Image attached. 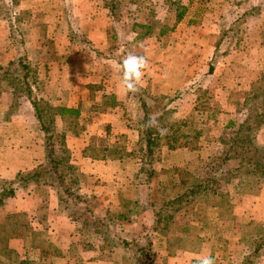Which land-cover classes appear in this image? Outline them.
Here are the masks:
<instances>
[{
	"label": "crops",
	"instance_id": "0c3cea01",
	"mask_svg": "<svg viewBox=\"0 0 264 264\" xmlns=\"http://www.w3.org/2000/svg\"><path fill=\"white\" fill-rule=\"evenodd\" d=\"M148 1L144 15H140L139 12L134 13L137 8L133 7L140 2L130 0L133 5L128 10L132 14L119 21L121 24H130L131 31H124L120 26V30L110 32L119 21L116 22L110 15L108 0H20L18 10L31 13L22 23L26 34L24 46L14 45L10 37L9 21L0 17V74L13 60L27 54L30 63L39 64L40 86L45 89L42 90L45 99L57 107L78 109L79 113L75 116L56 115V128L66 136L72 163L78 165L85 174L80 191L85 189L88 198H94L104 205L112 202L122 207L121 198L140 200L135 195L122 197V193L126 194L128 187L137 189L145 183L140 172L141 162L134 153L139 140L135 125L142 114L141 105L134 95L122 87L120 61L112 63L104 59L106 54H110L111 41L113 48L118 39H128L132 51L146 58L144 77L151 93L172 95L185 92L186 96L181 100L179 109L172 115V123L193 115L200 125L196 127L204 132L196 148L185 145L175 149L166 145L158 148L160 158L154 164L158 174L157 183L160 181L166 185L165 178H169L172 184L177 183L181 171L193 174L204 171L210 160L211 149L221 144L220 137H229L233 133L235 126H230V123H238L241 117L239 108H243L252 97L256 87H264V0H179L182 5L181 8L177 6L178 11L184 10L179 21L177 7L168 9V19L164 20L166 16L161 15L164 14L163 6L170 4V0ZM232 13L239 15L233 16ZM154 15L160 18L157 24L164 22V25L175 28L167 32L162 31L167 27L160 31L156 29L155 33L138 40L140 32L138 28L133 30L134 23H150ZM236 24H240L238 30L232 27ZM73 29L80 30V37L72 34ZM76 41L81 43L77 44ZM50 49L54 50V54L50 52L54 56L51 61L45 58L34 59L38 54L45 57ZM114 50L117 52V48ZM126 50L131 53L129 48ZM118 51L121 52L120 49ZM124 51L122 53L129 55ZM211 65L213 70H210ZM2 86L3 81H0V138L12 139L11 143H15V147L6 148L1 145L4 154L1 155L3 161L0 162V178L14 179L18 172L29 171L43 163L46 160V149L38 136L39 127L36 128L39 131L32 133L35 127L31 129L30 120L21 115L22 112L11 115V121L9 116L6 117L15 97L9 86H4V89ZM197 86H200V90L195 88ZM201 86L210 91L207 96L209 109L202 111L196 110L200 103L198 98L203 92ZM21 101H25L24 97L18 98L19 106ZM258 143L264 144V125L258 133ZM117 146L125 148L123 156L91 155L92 151L103 152ZM26 150L33 151L29 161L30 155L26 154ZM33 161L39 163L34 165ZM175 170L177 172L174 174ZM144 185L149 189L148 184ZM161 186L158 184L159 193L163 191ZM52 190L57 192L55 188ZM40 191L35 185L30 186L27 199L25 195L14 200L16 206L12 212L28 213L32 221H42L39 215L42 203ZM47 191L46 199L51 197ZM174 191V195L167 196V199L179 195L183 190L177 185ZM259 197V201L264 200V195ZM57 198L55 194L52 195L54 203ZM32 200L35 205L31 207ZM56 208L57 204L53 205L54 214L51 212L50 216L55 215V212L57 214ZM232 210L233 216L237 217L235 219L245 217L236 208ZM63 214L56 221L65 217ZM196 215L192 216L193 221H187L188 226L195 225ZM50 216H47L46 226L51 236H54L52 231L58 232L59 223L52 222ZM198 223L205 225L202 221ZM32 224L37 225L34 222ZM78 224L77 221L73 222V226ZM213 224L220 226L217 222ZM214 225L205 226L213 230ZM184 233L178 232L177 237L184 236ZM213 233L205 236L201 232L198 239L204 240L203 244L198 247L192 244V247L198 249L178 248L172 254L166 251L168 240H162L156 262L198 264L202 256H211L215 264L226 263L217 252L218 239ZM68 237L73 239L76 234L70 230ZM54 242L57 244V239ZM27 251L31 253L33 246H29ZM231 255L234 256L232 252ZM231 258V264L240 261L236 256ZM260 261L264 264V256ZM95 264L105 263L99 260Z\"/></svg>",
	"mask_w": 264,
	"mask_h": 264
},
{
	"label": "trees",
	"instance_id": "16d2710c",
	"mask_svg": "<svg viewBox=\"0 0 264 264\" xmlns=\"http://www.w3.org/2000/svg\"><path fill=\"white\" fill-rule=\"evenodd\" d=\"M138 2H141V0H138ZM19 4L20 0H9L7 3L6 0H0V17L9 21L11 30L10 37L14 45L24 46L25 32L22 23L31 16V13L18 10L17 6H19ZM109 10L114 20L116 22L119 21V14L121 11L119 3L112 0V3L109 4ZM183 14L184 10L177 12V21L182 18ZM130 15L131 13L128 14V17ZM153 19L154 21L150 20V23H134L133 30H137V28L142 29V32L137 35L138 40L155 33L156 27L154 24L157 23L158 19L155 18V15ZM174 28L175 26L170 29ZM167 30L163 29L162 31L167 32ZM72 34L78 37V29H73ZM122 52L115 58L120 61L119 64H121L123 58H125V54ZM38 68L39 64L33 65L29 62L27 54H23L19 58L13 60L0 74V81H3V89L4 86H9L16 101L18 98L24 97V99L29 102L32 115L35 119L34 123L37 124L39 129L44 133L43 145L46 149V160L37 168L29 171H20L14 179L0 178V205L14 197L19 188H27L28 185L33 184L40 190L41 186L43 187L48 184L57 189L62 206L71 209L72 206L70 203L66 202L67 198L65 195L68 193V196L77 204L85 201L83 198L86 197H82L79 192L81 184L85 179V174L78 165L72 163L71 152L67 146L66 136L63 133L58 134L55 117L56 115L65 114L75 116L78 115L79 111L78 109L68 107H53L50 102L45 99L39 89L41 78ZM210 70H213L212 65ZM138 88L139 91L130 93L140 102V108L143 113L135 125L139 132V140L135 149L136 152L134 153L141 162L140 172L143 175L144 182L153 190L152 184L154 179L158 177L154 168L155 162L160 158L157 154L158 148L162 145H166L170 149H175L182 145L196 148L204 132L203 129H198L196 127V120L193 115H190L184 120L175 121V123H172V121L166 123L165 121L166 117H170L177 110L182 102L181 100L186 96L185 92H177L175 95H152L149 86L139 84ZM198 100L200 103L197 105L196 110L202 111L209 109V98L204 92H202ZM262 105H264V87H256L252 97L245 102L243 108H239L240 112L241 110L245 112L243 118L239 119L238 123L235 125L230 123V126H235L233 133L229 137H220L219 140L224 144V148L218 156L211 158L206 164L205 177L200 179L196 174L185 170L180 172L181 174L179 175L178 182L170 184V188L168 185L158 181V184L162 185L163 191L161 193L158 192L157 197L151 196L148 203H143L142 207L139 206L140 204H138L139 202L136 200L126 199L127 201H125L124 198H121L122 207L127 211H122L118 215L108 218L107 221L96 219L97 221L94 223L96 228L94 231L100 234L104 233L106 241L113 245L128 247L130 242L119 237L117 233L111 229L110 225L113 221H117V219L130 220V218L137 215V213H135L137 210L140 208L144 210L147 205H151L153 209L152 221L154 220L152 222L154 226L153 230L160 231L163 229L162 225L166 228L170 223H175L174 217L179 207L183 208L190 202L196 203L210 197L218 187L220 188L225 185L233 184L239 193L244 194L247 189L253 188L256 184H259V181H264V144L258 143V133L264 125ZM12 107L14 106L12 105ZM53 110H55V112ZM13 113L14 112L11 110L8 112V116L16 115ZM151 118H155L158 121L157 127L168 128L166 135L161 136L157 131V127L147 126ZM124 152H126V150L123 146H117L112 150H103V152L92 151L91 155L96 157L98 155L114 157L123 156L125 154ZM176 172L175 170L174 173ZM177 185H179L183 191L179 195L167 199L165 196L172 193V191L177 188ZM246 187L248 188L246 189ZM75 189H77L76 193ZM150 192L153 193L155 191ZM161 194L163 195L162 199H160V197H162ZM216 194L223 197L228 195L225 190L221 191V193L217 191ZM151 198H155L156 201ZM74 214L76 213L71 214L72 218L78 220L79 218L75 217ZM185 214L188 215V212H185ZM18 216L27 217L25 213L10 214L7 216L8 223L1 226L0 245L3 247L0 249V253H4L9 257L11 261L10 264H39L27 260V258L17 263L15 259L11 257V253L15 252V250L11 249L9 246V239L5 238L3 235L1 236V234L7 232V227L11 225V222H14V219ZM169 219H171V221H169ZM83 226H86L85 222ZM186 226L188 228L190 227L188 225ZM23 230L29 237L28 221L23 222ZM184 231L185 230H183V232ZM185 236H187V231L184 233V237ZM260 236L259 241L252 240L251 243L249 242L252 247H254L253 253L250 256L259 257L262 254L261 249L264 246V231ZM144 238L143 241H140L135 237L133 242L137 245V252L143 254V257L149 258V264H153V260L151 259L153 250L152 235L147 234ZM7 257L5 260H7ZM15 257L17 258V256ZM250 258L251 257H246L243 264H252ZM0 264H3L2 258H0Z\"/></svg>",
	"mask_w": 264,
	"mask_h": 264
},
{
	"label": "rangeland",
	"instance_id": "374dc122",
	"mask_svg": "<svg viewBox=\"0 0 264 264\" xmlns=\"http://www.w3.org/2000/svg\"><path fill=\"white\" fill-rule=\"evenodd\" d=\"M117 3H119V6L121 8L119 17L120 19H123L126 17L129 13H131L128 8L133 5L130 4V0H115ZM9 2V0H6V3ZM170 4H166L163 6V12L161 15L165 17L164 20L168 19L167 11L168 9L174 7H180L182 4H179V0H170ZM108 3L111 4L112 0H108ZM108 4V5H109ZM172 4V5H171ZM149 1L148 0H141L140 3H136L133 7L137 8L134 13L140 15H144V7H148ZM180 5V6H179ZM177 7V11L179 8ZM152 9H155L153 7ZM64 10V8H63ZM141 10V12H140ZM132 14V13H131ZM233 14V13H232ZM139 15V16H140ZM239 15V13H234L233 16ZM151 18V16H150ZM160 19V18H159ZM158 19V21H159ZM152 21H154L153 17L151 18ZM173 25V24H172ZM238 25L236 24L234 27L235 29L238 30ZM120 26L123 27L124 31H131V26L128 23H123L119 21L118 23L115 24V26H112V31H118L120 30ZM154 26L156 27L157 31L162 30V28L167 27L166 30L170 29L172 26L171 25H164L159 23H155ZM114 27V28H113ZM170 27V28H169ZM241 27V26H240ZM239 27V31H240ZM233 28V29H234ZM234 31V34H236ZM122 30V29H121ZM123 30L121 31V34L123 35ZM138 31L141 32L142 29L138 28ZM80 30H78V35L80 36ZM125 34V32H124ZM26 35V34H25ZM128 39L124 40H117L116 41V46L112 48L113 41H111V46H110V54H106L104 59H109L110 61L114 63L116 59L114 57H118L119 53H121L123 50H125V53H128L126 49L129 48L131 50L130 54L138 55L132 51V48L128 46ZM76 43H81L80 41H76ZM114 48H117V52L114 50ZM48 49V48H47ZM52 49V48H51ZM48 50L47 53H45V57L38 54L34 59L39 60V59H47L51 61L54 59V50ZM118 49L121 50V52L118 51ZM114 50V51H113ZM53 51V54L50 53ZM129 54V53H128ZM123 56V54H122ZM127 55L125 54L124 57ZM105 76V75H104ZM144 76L146 77V73H144ZM142 77L141 85H146L145 77ZM148 80V79H147ZM193 87V85H190ZM196 89L199 88L200 86L195 87ZM202 88V86H201ZM39 89L41 90L40 93L43 95V91L45 89H42L41 86H39ZM203 92L209 96L210 91L208 89L202 88ZM176 93L172 94L175 95ZM152 95H158L156 93L152 92ZM21 106H19L18 102L15 100L14 101V107L10 109L12 110L15 114H20L21 112L25 117H27L30 120V126L32 129V133L37 132L36 128H38V125L34 123L35 119L32 115L31 112V106L29 105V102L27 100L21 101ZM53 107L54 104H52ZM179 107L177 108V110ZM9 111V112H10ZM55 112V110H53ZM13 113V114H14ZM143 114V113H142ZM140 114V116L142 115ZM245 115V112H239V117L240 119L243 118ZM8 117V114L6 115ZM9 119V118H8ZM173 116L171 115L170 117H166V123L173 122ZM169 120V121H168ZM11 121V117H10ZM162 122V120H161ZM196 126H200L198 121L196 120ZM59 129V128H58ZM57 129V130H58ZM62 132H58L60 134ZM40 135L41 137V142L44 143V133L40 130L38 136ZM39 137V138H40ZM100 138V137H99ZM98 138V140H99ZM12 139L10 138H0V162L3 161L1 158V155L4 154V151L1 150V145H4L6 148L8 147H15V143L12 144ZM40 142V143H41ZM42 143V144H43ZM56 143H57V138H56ZM3 147V148H5ZM33 147V146H30ZM224 148V144H216V146L211 149V156L209 159L218 156L221 153V150ZM26 154L30 155L28 161L31 159V156L33 154V151L26 150ZM30 153V154H29ZM11 154V153H10ZM25 155V154H23ZM20 156V155H19ZM34 156V155H33ZM22 157V154H21ZM201 161H204L202 159ZM39 162L33 161L34 165H37ZM44 163V162H43ZM42 163L38 164L36 167L37 168L39 165ZM32 168V169H34ZM31 169V170H32ZM173 174V173H172ZM175 174V173H174ZM171 175V174H170ZM197 177L200 179L206 176V168L204 171L200 170L199 173H196ZM167 181L168 187L170 188V184L172 182L170 181L169 178H165ZM145 184V183H144ZM142 184L140 187H136L137 189H134V187H128L126 194L122 193V197L124 196H132L135 195L137 196L138 201L140 204L139 206L142 207L143 203H148L149 199L151 196H158V183L157 179L154 181L153 184V190L152 188H149ZM28 185L27 188H19L16 195L12 197L11 199L7 200L4 204L0 205V229L1 226L4 224H7V216L13 213H19V212H12L15 211L13 208L16 206L14 204V200L20 197H23L26 195H29L30 192V186ZM217 186V185H216ZM55 187L52 185H46V186H41L40 191L42 195V203L40 204L39 208V215L42 221H32V218L29 217L27 214V217L25 216H18L14 220V222H11V225H9L7 228V232L1 234L5 238L9 239V246L11 249H14L15 252L11 253L12 259H15L17 263L21 262L22 259H26L29 261H34L36 263H41V264H95L98 263L99 260L104 262L105 264H149V258L143 257V254L137 252V245L135 242H133V239L138 238V240L143 241L145 239V235L150 234L152 235L153 239V250L151 253V259L153 260V264H161V262H156L157 257L160 255V243L162 240L166 241L168 240V248L166 251H168L169 254L175 253L178 248H183V249H194L198 247L200 244L202 245L204 240H199L198 236H200L201 232L204 233V235H209L213 233L215 230L214 235L217 237V241L219 244V253L220 256H222L223 260L226 261L224 264H231L232 258L236 256L240 261L238 264H243L244 260L246 257H251L250 259L252 260V264H258L259 262L262 264L260 259L262 256H264V246L261 249V255L259 257H254L250 256L253 253L254 247L250 244L251 241H259L260 240V234L264 231V200L259 201V196L264 195V181H259V184H256L255 187L249 188L246 187V191L244 194H241L238 192L237 188L233 184L225 185L223 187H218L215 192L211 194L210 197H207L203 200H200L199 202L193 203L190 202L183 208L179 207L176 216L174 217L175 223H170L168 227L164 228L162 225L163 229L158 231V230H153V221H152V216H153V209L151 205H147L144 210H137V215L134 216L133 218H130V220H118L113 221V223L110 225L111 229H113L117 235L124 240L130 242L128 247H122L119 245H113L109 242L106 241L105 239V234L104 233H97L94 231L95 227V221L96 219H103L105 221L108 220V218L113 217L114 215H118L122 211H127L124 210L123 207L119 205L112 204V202H106L105 205L104 203H100L96 201L94 198H88L87 197V192H85V189L82 191H79L82 195V197L85 199L84 202L82 203H75L72 198L68 196V193H66L65 197L67 198L68 203L72 206L71 209L64 208L61 204V201L58 200L59 198L56 199V203L52 201V195L55 194V196L58 197V192H53L52 189ZM162 188V187H161ZM168 188V189H169ZM167 189V191H168ZM182 189V188H181ZM48 190V191H47ZM55 190H57L55 188ZM157 190V192H156ZM227 191L228 195L223 197L219 194H216V192L220 191ZM46 191L49 192L48 196L50 195L51 197L46 199ZM77 189H75L76 193ZM126 191V190H125ZM150 191H155L151 193ZM166 191V193H167ZM174 190L172 193L168 194L167 196H172L174 195ZM156 193V194H155ZM86 195V196H85ZM148 195V198H142V196ZM162 195V194H161ZM47 196V197H48ZM166 196V198H167ZM127 198H124L125 201ZM152 199V198H151ZM160 199H162L160 197ZM153 200L156 201L154 198ZM258 201V202H257ZM158 202V201H157ZM263 202V203H262ZM35 205V202L32 200L30 202V205ZM57 204V214L55 212V215H52L51 212H53V205L56 206ZM109 205V207H107ZM178 206V205H177ZM121 207V208H120ZM232 208H236L238 210V213L242 216L245 217H238V220L235 219L237 218L236 216H233V210ZM185 212L190 213V215H186ZM216 212L217 215H214ZM22 213V212H20ZM65 215V217L61 218L60 221L58 218L59 216ZM74 214L75 217H78L79 219L76 220L72 218L71 214ZM196 215V220H195V225L191 226L188 228L187 221L189 219H192V216L194 214ZM214 213V214H213ZM54 214V212H53ZM50 216V219L52 222H57L59 223L58 225V232L52 231L54 236H51L50 229L46 226L47 222V216ZM69 219V220H68ZM133 219V220H131ZM217 219L222 222V224H218L219 222ZM77 221L79 226H73V222ZM28 221V232H29V237L27 233L23 230V222ZM87 221V222H86ZM171 221V219H169ZM198 221H202L205 225H209L217 222L218 225L220 226H215L213 227L214 229H208L209 227H206L205 225L198 223ZM34 224L37 225H33ZM84 222L86 223V226H83ZM180 222V223H179ZM69 225V226H68ZM76 225V224H75ZM67 226V228H65ZM33 227H36L34 229ZM219 228V229H217ZM73 231V233L76 234V237L73 239H69V234L70 230ZM165 229V230H164ZM182 229V230H181ZM184 232L187 231V236H178V232ZM206 232V233H205ZM224 232V233H221ZM165 233V235H164ZM227 236L228 238H225ZM203 237V236H202ZM54 239H57V244H55ZM167 242V241H166ZM250 242V243H249ZM64 243H66L64 245ZM192 244H197L196 247H192ZM26 245V247H24ZM68 245V246H67ZM29 246H33V251L30 253L29 251ZM67 246V247H66ZM255 246V245H254ZM3 246L0 245V249H2ZM243 247V248H242ZM35 249V250H34ZM198 249V248H196ZM231 252L234 256L231 255ZM3 254V255H2ZM15 254V255H14ZM17 256V258L15 257ZM6 255L4 253H0V258H2L3 264H10L9 257L6 259ZM71 257V258H70ZM69 258V259H68ZM229 258V260H227ZM68 259L69 261L65 260ZM6 261V262H5ZM223 264V262L221 263ZM250 264V263H249Z\"/></svg>",
	"mask_w": 264,
	"mask_h": 264
},
{
	"label": "clouds",
	"instance_id": "9594fccd",
	"mask_svg": "<svg viewBox=\"0 0 264 264\" xmlns=\"http://www.w3.org/2000/svg\"><path fill=\"white\" fill-rule=\"evenodd\" d=\"M147 68V60L144 56L129 54L123 58L120 64V70L122 73V87L129 93H135L139 91L138 85L142 81L144 76V70ZM158 121L155 118H151L148 121V127H157ZM157 131L161 136L167 134V129L157 127ZM198 264H215L214 259L211 256H202Z\"/></svg>",
	"mask_w": 264,
	"mask_h": 264
}]
</instances>
